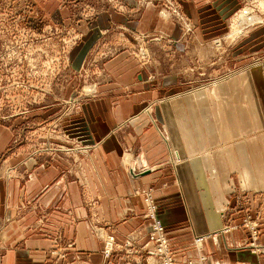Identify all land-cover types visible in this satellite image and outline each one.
I'll list each match as a JSON object with an SVG mask.
<instances>
[{
	"label": "crops",
	"instance_id": "0c3cea01",
	"mask_svg": "<svg viewBox=\"0 0 264 264\" xmlns=\"http://www.w3.org/2000/svg\"><path fill=\"white\" fill-rule=\"evenodd\" d=\"M215 1L199 0L197 8ZM157 12L149 8L130 23L111 11L94 26L111 20L137 33L161 31L178 39V28ZM255 65L228 81L179 88L178 74L152 79L129 53L118 54L104 65L110 81L98 88L101 100L85 109V127L76 130L90 144L100 143L78 165L59 155L45 162L20 152L7 157L15 128L0 125V165L8 158L4 172L14 170L0 179V264H122L125 248L147 241V192L158 204L177 261L264 263V61ZM169 87L170 97L158 108L164 131L155 121L135 133L122 128ZM130 150L127 161L140 175L122 164ZM238 192L248 209L227 215ZM249 216L261 228L259 253L245 246L249 232L241 224ZM107 234L122 252L104 260ZM200 235L206 238L197 246Z\"/></svg>",
	"mask_w": 264,
	"mask_h": 264
},
{
	"label": "rangeland",
	"instance_id": "374dc122",
	"mask_svg": "<svg viewBox=\"0 0 264 264\" xmlns=\"http://www.w3.org/2000/svg\"><path fill=\"white\" fill-rule=\"evenodd\" d=\"M198 1L0 0V125L15 128L7 157L22 153L29 160L45 162L59 155L78 165L80 159L93 155L94 147L100 143L90 144L76 130L85 127V109L101 100L98 88L110 81L104 65L120 53H129L152 79L178 74L179 88L195 89L228 81L237 70L256 67L255 63L264 61V0H217L201 9L197 8ZM186 6L192 7L193 14L186 11ZM149 8L158 10L163 23L178 28V39L161 31L137 33L111 20H107L106 27L94 26L111 11L135 23ZM245 10L261 21L237 26L238 16ZM167 89L163 98L148 102L140 114L125 120L122 128L135 133L138 127L146 128L149 121H155L164 131L158 108L174 88ZM132 155L131 150L126 151L122 164L137 176L142 172H136L126 158L131 160ZM7 160L0 165V179L14 174L12 169L4 172ZM149 193H145V201ZM152 198L158 207L153 195ZM97 203L92 201L89 206L95 208ZM247 205L238 192L232 196L227 215L234 210L245 211ZM162 225L165 227L163 222ZM241 227L249 232L247 250L259 253L262 245L258 220L246 217ZM149 236L140 246L145 247V252H127L125 248L123 259L131 257L144 263L153 257ZM115 250L122 252L119 245ZM103 258L108 260L104 255ZM194 262H200V258ZM236 262L264 264L252 260L231 263Z\"/></svg>",
	"mask_w": 264,
	"mask_h": 264
},
{
	"label": "built area",
	"instance_id": "2783aa9c",
	"mask_svg": "<svg viewBox=\"0 0 264 264\" xmlns=\"http://www.w3.org/2000/svg\"><path fill=\"white\" fill-rule=\"evenodd\" d=\"M148 210L146 217L150 219V229H149V243L148 246L151 248V254L153 257L148 258L146 262H142L139 259L134 258H125L122 264H177L179 262L176 261V259L173 256V253L171 251L169 239L166 234V228L161 224L162 222L158 219V207L155 204L152 195L149 193L148 197L146 198ZM204 238H197L196 244L200 245L203 242ZM140 247V246H139ZM128 248L127 252L133 251V250H141L145 252V247L140 248ZM117 243L115 242L114 236L107 235L104 238V250L103 255L106 259H109L113 256V254L116 252ZM150 254V255H151ZM132 255V253H130ZM155 256V257H154ZM151 260H153L151 262ZM179 264H257L252 262H236V263H220V262H209L205 258H201L200 262L196 263L194 261H186L185 263H179Z\"/></svg>",
	"mask_w": 264,
	"mask_h": 264
},
{
	"label": "bare ground",
	"instance_id": "6f19581e",
	"mask_svg": "<svg viewBox=\"0 0 264 264\" xmlns=\"http://www.w3.org/2000/svg\"><path fill=\"white\" fill-rule=\"evenodd\" d=\"M164 16L166 17V15ZM260 21L261 19L257 15L252 14V13L250 14L249 10H245L241 12V15L238 16L237 26L241 27L242 25H245V24L259 23Z\"/></svg>",
	"mask_w": 264,
	"mask_h": 264
}]
</instances>
